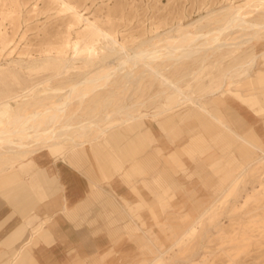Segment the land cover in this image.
Instances as JSON below:
<instances>
[{
	"label": "rangeland",
	"instance_id": "obj_1",
	"mask_svg": "<svg viewBox=\"0 0 264 264\" xmlns=\"http://www.w3.org/2000/svg\"><path fill=\"white\" fill-rule=\"evenodd\" d=\"M231 1L244 0H0V97L9 94L11 97L19 96L12 101H20L24 94L37 93L55 85H64L62 91H65L78 80H84L94 66L76 60L70 69L63 68L57 60L65 55L72 59L92 54L97 58L95 60H99L107 49L117 51L123 48L127 50L125 53H132L140 60L135 67V76L127 85L125 81H119L104 88L113 99L108 110L120 104L133 106L113 116L119 125L107 135L111 141H97L95 131L86 137L85 145L76 149L70 142L50 148L43 147V144L34 147L36 152L57 154L56 157L48 154L50 157H46V161H68L69 157L79 159L77 154L83 150L89 153L98 151L97 154L107 162L118 160L123 154L119 143L124 138L129 139L128 143H132L133 137L148 138L146 131L155 129L154 125L160 128L158 134L153 133L152 139L160 141L167 138L169 142L180 145L182 142L175 140L196 131H206L204 145H193V151H189L192 146L178 147L174 152V155L183 153L189 160V171L193 168L195 171L189 172L188 177H200L201 187L207 190L204 197L190 190L184 199L185 208L167 213L152 211L150 221L140 218L142 225L136 228L140 235V256L125 259L123 264H264V162L259 159L264 156V137L254 129L242 133L234 127L242 125L237 123V116L227 117L222 108L233 104L235 100L230 97L245 103V95L251 98L255 93L263 96L257 104L258 109L264 106V82L257 85L258 77L264 74V58L259 57L251 71H242L243 81L238 85L234 83L232 89L210 95L224 83L223 73L264 47V30L242 47L237 43L244 42L249 35L232 32V36L240 34L233 39L236 42L232 47L236 51L233 54L226 53L224 46L214 53L202 50L184 61L166 60L155 64L148 63L137 54L140 48L155 40L157 34L165 31L177 34L180 26L197 21L212 11L220 12ZM215 25L220 23H213L210 27ZM227 33L223 36L227 37ZM69 40L72 42L67 51L60 55L62 52L59 50ZM76 40L79 47L92 46L90 50L85 48L88 54L77 53ZM251 45L259 46L248 48ZM114 56L118 55L110 57ZM206 56L207 61L203 63L201 59ZM49 58L57 59L45 60ZM35 59H41L42 64L27 65ZM110 60L108 58L106 62ZM118 84L121 86L117 87ZM165 90L175 92L174 98L179 95L191 100L161 112L167 102ZM40 96L48 98L44 92L37 94ZM173 104L176 105L175 100ZM129 112L138 114L139 118L122 124ZM81 113L92 115L93 111L84 109ZM96 118L105 124L103 113H98ZM117 130H120L118 139L123 138L121 142L117 141L114 132ZM236 157L241 162L244 158L245 166L251 165L238 184L225 192L226 183L232 180V176L225 182L223 175L226 173L223 172L226 165L235 162ZM175 164L174 161V174H179L180 170L187 172L184 166L176 167ZM34 169L17 176L0 172V180L2 175L7 176L0 190V199L13 202L12 206H15L17 202L14 200L23 198L25 189L31 196L29 204L35 203L34 197L43 192L36 193L30 187L36 177ZM177 178L183 182L188 180L181 173ZM32 231L35 234L40 230L34 228Z\"/></svg>",
	"mask_w": 264,
	"mask_h": 264
},
{
	"label": "crops",
	"instance_id": "obj_2",
	"mask_svg": "<svg viewBox=\"0 0 264 264\" xmlns=\"http://www.w3.org/2000/svg\"><path fill=\"white\" fill-rule=\"evenodd\" d=\"M263 82L264 74L258 77L257 85ZM261 97L258 93L251 98L245 95L246 104L230 97L235 101L222 107L223 113L230 118L237 116V123L242 125H232L242 133L254 129L264 137V106H257ZM154 127L146 131L148 138L133 137L132 143L128 138L118 139L120 130L114 131L117 141H122V159L107 162L98 151L83 150L85 153L77 154L79 159L49 162L46 157L57 154L38 151L0 170L17 176L35 168L36 177L30 187L36 193L43 192L31 205L30 193L25 189L24 197L14 200L15 206L0 199V264H123L125 259L139 257L140 235L136 228L142 225L140 218L150 221L152 211L167 213L185 208L184 199L190 190L199 197L207 191L201 187L199 176L189 179V172L195 170L189 171V160L183 153L174 155L178 147L204 145L206 131L175 140L182 142L180 145L167 138L152 139L160 128ZM174 161L176 167L184 166L187 172L174 174ZM245 164L244 158L241 162L236 157L235 162L226 165L225 182ZM180 173L188 179L186 182L177 178ZM6 175L0 180V190ZM18 178L21 180V176ZM34 228L40 231L34 234Z\"/></svg>",
	"mask_w": 264,
	"mask_h": 264
},
{
	"label": "bare ground",
	"instance_id": "obj_3",
	"mask_svg": "<svg viewBox=\"0 0 264 264\" xmlns=\"http://www.w3.org/2000/svg\"><path fill=\"white\" fill-rule=\"evenodd\" d=\"M69 8L71 9V7ZM213 23H220V25L210 27ZM262 30H264V0L231 1L229 6L220 12L212 11L197 19V21L180 26L177 34L172 31L157 34L154 37L156 39L140 48L137 54L150 64L166 60L184 61L202 50H211L214 53L224 46L227 48L226 53L233 54L236 52L232 49L236 43L233 39L240 36V34L232 36L235 32L249 35L244 42L237 43L238 47H242L247 46ZM226 32L229 33H227V37H224L223 35ZM232 32L234 33L232 34ZM71 42L70 40L67 41V44L59 50L62 52L60 55L67 51ZM74 44L78 47L77 53L88 54L85 48L89 47L86 50L92 48L88 45L79 47L78 40ZM194 44L195 46L192 47ZM120 46L124 47L122 44ZM255 46L259 45H251L248 48ZM125 52L127 50L123 48L117 51L107 49L99 60H95L97 58L92 54L72 59L65 55V57L57 60L66 69H70L72 67L70 65L75 64L76 60H83L84 64L94 66L92 70L87 72L84 80H78L65 91H62L64 85L49 86L37 91V93L24 94V98L20 101H12L14 98H19V96L11 97L9 94H3L0 97V168L16 164L20 159L36 152L37 149L34 150V147L39 144L50 148L70 142L73 148L76 149L78 146L85 145L88 141L86 137L95 131H97V141L101 139L109 141L107 135L119 125L116 124V118H113V116L122 114L125 111L124 108H133L130 105L120 104L121 106L118 105L114 109L108 110L107 108L110 107L113 99L110 97L109 91L104 90L109 83L116 85L119 81H125L126 84L123 82V85H127L130 78L135 76V67L140 63V60L135 58L132 53L128 52L127 54ZM113 54L118 56L111 58L110 56H113ZM259 57L264 58V47L260 51L246 56L245 60L233 65L227 72L223 73L224 83L212 91L210 95L222 90L226 92L232 89V84L238 85L242 82V71L247 69L251 71L256 66ZM108 58L111 60L106 62ZM56 59L49 58L45 60ZM201 60L204 63L207 61V56ZM29 62L28 66L42 64L41 59ZM138 74H140V71ZM42 92L46 93L48 98L37 97V94ZM163 93H167L168 96L167 102L164 104V110L161 112L172 110L176 106L191 100L189 97L179 95L174 98L176 93L173 91L165 90ZM174 100L176 105L173 104ZM32 106L36 108L33 107L34 109L27 110ZM84 109L93 111V114L85 115L81 113ZM98 113L104 114L103 121L105 124L97 120ZM125 115H127V118L121 119L122 124L136 121L139 118L138 114L130 112ZM259 159H261L260 162H264V156ZM250 165L248 163L242 167L243 169L239 168L236 177L234 176L235 178L233 177L230 182L226 183L228 185L223 191L226 192L229 188L238 184Z\"/></svg>",
	"mask_w": 264,
	"mask_h": 264
}]
</instances>
